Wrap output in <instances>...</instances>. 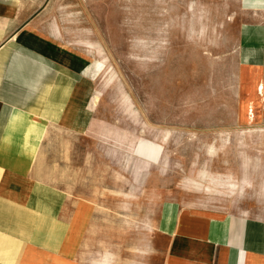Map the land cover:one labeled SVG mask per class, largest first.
Instances as JSON below:
<instances>
[{"label": "rangeland", "instance_id": "obj_1", "mask_svg": "<svg viewBox=\"0 0 264 264\" xmlns=\"http://www.w3.org/2000/svg\"><path fill=\"white\" fill-rule=\"evenodd\" d=\"M235 11L236 0L52 1L64 42L90 58L81 94L91 126L47 140L48 176L77 202L78 238L93 210L85 264H160L156 227L170 199L264 218V122L227 127L208 103L219 97L229 111L206 77L232 66ZM147 141L164 146L161 161L125 158Z\"/></svg>", "mask_w": 264, "mask_h": 264}, {"label": "crops", "instance_id": "obj_2", "mask_svg": "<svg viewBox=\"0 0 264 264\" xmlns=\"http://www.w3.org/2000/svg\"><path fill=\"white\" fill-rule=\"evenodd\" d=\"M52 1L0 0V264H85L93 210L78 238L71 226L77 202L70 205L68 191L49 179L47 140L57 130L81 134L91 126L93 106L81 94L90 58L64 42V27L49 14ZM231 40L232 66L219 63L206 77L224 87L229 111L218 94L207 102L227 127L260 124L264 0H236ZM99 69L96 62L95 74ZM146 143L125 158L161 161L164 146ZM159 215L160 264H264V218L214 214L173 199Z\"/></svg>", "mask_w": 264, "mask_h": 264}]
</instances>
